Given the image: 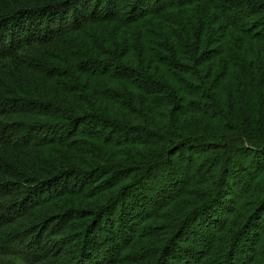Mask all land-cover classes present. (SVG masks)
<instances>
[{"label":"trees","instance_id":"16d2710c","mask_svg":"<svg viewBox=\"0 0 264 264\" xmlns=\"http://www.w3.org/2000/svg\"><path fill=\"white\" fill-rule=\"evenodd\" d=\"M243 257L264 264V0H0V259Z\"/></svg>","mask_w":264,"mask_h":264},{"label":"rangeland","instance_id":"374dc122","mask_svg":"<svg viewBox=\"0 0 264 264\" xmlns=\"http://www.w3.org/2000/svg\"><path fill=\"white\" fill-rule=\"evenodd\" d=\"M232 158L233 159H231V160H235V162H240L242 160V158H240L239 156H236L235 154L232 155ZM173 163H174V166L175 165H179L180 161L179 160H175ZM181 164L186 165V164H188V162L185 161L183 163H180V165ZM178 173H179V179H183L185 174L182 172V170H179ZM191 178H192V176H191ZM248 183H249V181H248ZM139 189L140 188H138V191H139ZM220 213H221V211H220ZM109 219H111V221L114 223V221L117 219V217L116 216H112V217L109 216ZM115 228H116V225L113 227V230H115ZM203 229H205L204 230L205 233H208V228L203 227ZM111 230H112V227H111L110 222L104 221V224H102V232L100 233L101 235H99L100 236L99 238L104 240V235H107V233H110ZM254 231H255V229H253V231L251 229V231L246 234V236L244 238L245 241L242 242V245L240 247V250L241 249H243V251L246 250V251H248V253L250 255L251 254L253 255L254 252H255L254 251L255 241H254V234H253ZM110 236H112V235H110ZM79 242L80 241H78L76 243H79ZM77 249L78 248H76V250ZM240 260H241V262L239 261L238 263H234V264H245L247 259L245 257H243ZM0 264H24V263H22L20 261V259H18V258H9V259H7V258L3 259L2 258V259H0Z\"/></svg>","mask_w":264,"mask_h":264}]
</instances>
